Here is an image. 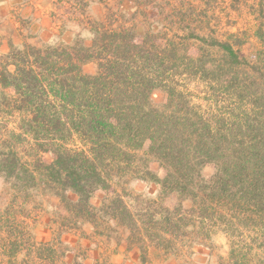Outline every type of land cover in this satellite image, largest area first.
Wrapping results in <instances>:
<instances>
[{"label":"trees","instance_id":"obj_1","mask_svg":"<svg viewBox=\"0 0 264 264\" xmlns=\"http://www.w3.org/2000/svg\"><path fill=\"white\" fill-rule=\"evenodd\" d=\"M95 25L89 45L78 40L29 44L7 55L15 70L8 69L5 59L0 86L12 87L14 95L4 104L2 92L0 109L20 114V132L11 135L15 140L5 138L0 144V175L20 191L38 184L53 188L77 217L86 212L96 222L94 193L110 190L115 174L133 171L134 151L149 142L148 154L165 173L159 177L146 168L138 176L151 175L161 197L174 194L177 203L173 208L162 201L150 203L156 208L149 205V212L138 214L140 226L118 196L105 212L110 220L128 228L131 239L142 242L147 237L165 249L185 239L191 247L206 244L215 227L222 226L232 242L225 264H255L249 256L254 247L264 252V110L255 107L262 97L248 99L251 112L244 117L238 112L241 106L224 111L217 101L205 105L202 98L199 102L179 90L172 78L177 70L164 64L159 46L135 41L127 29L101 31ZM212 44L240 63L230 43ZM169 55L175 57L177 50L171 48ZM89 63L96 67L92 73L84 72ZM159 89L166 94L156 101ZM2 131L0 122V137ZM34 150L51 153L53 161H30ZM208 164L215 172L206 178L203 168ZM141 229L145 234L139 236ZM246 231L257 246H240ZM139 248L143 251L144 246ZM258 264H264V257Z\"/></svg>","mask_w":264,"mask_h":264},{"label":"rangeland","instance_id":"obj_2","mask_svg":"<svg viewBox=\"0 0 264 264\" xmlns=\"http://www.w3.org/2000/svg\"><path fill=\"white\" fill-rule=\"evenodd\" d=\"M90 5L94 7L93 3ZM87 10L83 13L79 11L74 21L68 20L64 24V32L56 34L50 41H37L36 46L71 44L77 40L89 45L94 40L92 28L97 23L101 31L127 29L136 35L135 41L145 40L147 45L160 47L164 64L176 68L177 73L172 78L184 94H193L199 102L203 99L205 105L218 102L224 111L241 106L238 112H242V117L251 112L248 99L259 96L262 98L256 101L255 107L257 111L264 110V0H98L94 9ZM100 12L102 18L92 16ZM214 40L230 43L240 63L234 64L225 50L212 44ZM171 48L177 50L173 58L169 55ZM3 60L0 56V70ZM95 69L93 63L84 66L86 73H92ZM2 92L5 93L3 103L8 104L14 89L0 86V106ZM154 94L156 101H161L166 92L159 89ZM260 118L264 124V117ZM0 122L3 125L0 144L5 138L13 139V133L20 132L18 112L7 114L0 109ZM148 150L149 142H146L142 148L134 151L133 171L122 176L115 174L110 190L100 189L94 193L93 204L97 209H93L92 217L96 222L88 221L86 212L80 211V217H77L75 210H71L53 188H43L38 184L37 187H28L23 193L0 175V264L113 262L109 258L110 245L104 251L98 250V245L105 247L106 243L101 241L106 240L104 235L107 233L117 241L130 236L131 232L126 227H119L115 219L110 220L111 216L105 213L108 205L115 204V199L121 196L139 218L138 214L150 211L149 205L153 206L152 209L156 208L150 204L154 201H162L171 208L177 203L174 194L161 197L160 186L151 179V175L139 178L138 175H142L146 168L159 177L165 173ZM31 154L30 161L37 158L46 163L53 161L51 153H37L34 150ZM139 159L143 161L142 165ZM214 172L213 164L203 168L206 178ZM67 195L77 197L70 192ZM185 205L188 206L189 202ZM139 223L143 226L140 218ZM222 229V226L215 227L217 232L210 241L191 244L192 247L188 239L178 240L173 247L165 249L147 237L142 242L129 238L131 244L144 246L143 251L148 255L141 251L140 256H145V261L149 259L147 264H160L166 260L198 264L194 256L196 252L203 253L201 258L206 260L204 264H225L232 242ZM142 233L145 234L144 229H141L139 236ZM248 234L246 231V237L240 240V246L244 248L245 243H253ZM51 246L55 247L54 251H47ZM262 250L257 246L249 254L255 264L264 257Z\"/></svg>","mask_w":264,"mask_h":264},{"label":"crops","instance_id":"obj_3","mask_svg":"<svg viewBox=\"0 0 264 264\" xmlns=\"http://www.w3.org/2000/svg\"><path fill=\"white\" fill-rule=\"evenodd\" d=\"M90 3H93L94 7ZM97 3L98 0H0V56L6 59L8 69L15 70L11 59L6 58L12 49H23L29 44L36 45L37 41H50L56 34L64 32L66 27L64 24L68 20L74 21L79 15V11L83 13L88 11L87 8L94 9ZM94 12L99 11L95 10ZM92 16L102 18L101 12ZM87 223L89 224V222ZM104 236H106V240L101 241L106 243L104 248L102 244L98 245L96 241L93 242L98 245V250L101 251L106 250V246L110 245L109 258L113 260L110 264L149 263L147 261L149 259L145 261V256H140L141 249L131 244L129 236L125 239L119 238L117 241L110 233ZM143 254L148 255L147 252ZM194 256L199 261L198 264H204L206 261L201 258L203 253L196 252ZM160 264L188 263L166 260Z\"/></svg>","mask_w":264,"mask_h":264}]
</instances>
